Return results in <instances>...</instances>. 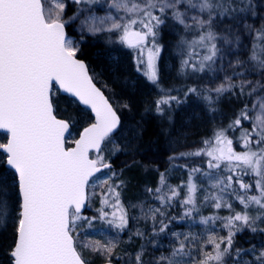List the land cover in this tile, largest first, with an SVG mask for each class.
<instances>
[{
	"label": "snow or ice",
	"instance_id": "6c2138e0",
	"mask_svg": "<svg viewBox=\"0 0 264 264\" xmlns=\"http://www.w3.org/2000/svg\"><path fill=\"white\" fill-rule=\"evenodd\" d=\"M162 28L177 36L178 74L195 79L161 89L145 111L171 125L190 97L210 113L225 99L236 107L199 147L173 148L157 185L132 203L125 169L111 160L139 151L142 126L125 129L131 104L79 56L89 37H105L133 50L137 71L160 88ZM80 106L94 116L67 146ZM0 133V264H264V241L237 239L264 236V0H0ZM171 168L187 178L171 184ZM93 200L99 207L84 215ZM184 221L201 231L172 230ZM162 235L172 238L167 254L146 260ZM133 240L134 251L122 247Z\"/></svg>",
	"mask_w": 264,
	"mask_h": 264
},
{
	"label": "trees",
	"instance_id": "16d2710c",
	"mask_svg": "<svg viewBox=\"0 0 264 264\" xmlns=\"http://www.w3.org/2000/svg\"><path fill=\"white\" fill-rule=\"evenodd\" d=\"M73 10V8H69L68 14L71 15ZM176 40L177 36L172 29H161L160 43L164 45V50L161 53L158 65L160 88L152 85L142 71H137L133 50L119 44H107L105 37L99 39L89 37L86 43L82 45V53L79 56L88 64L90 74L95 75L99 81L106 83L112 89L115 93L116 101L121 103L129 102L131 104V111L122 110L121 118L125 129L135 124L142 126V139L139 144V151L134 154L118 153L111 160L117 170L125 169L124 178L130 180V183L124 193V198L132 203L147 198V193L144 191L145 186L155 187L157 185L159 172H163L168 167L167 157L172 154L173 148L178 152H182L190 148L199 147V142L204 138L210 137L215 127L226 125L229 122L232 118L233 108L236 107L225 99L218 105L219 111L210 113L205 108L203 101L190 97L183 105L173 107L171 125L154 111H145L150 102L161 95V89H181L194 82L195 78H186L178 74L180 57L175 47ZM163 64L167 65V69L164 68ZM206 80L207 77L204 78L205 82ZM97 85L102 87L101 83ZM105 94L109 95L108 92H105ZM172 94L176 95L177 93L173 91ZM80 111L83 119L72 129V134L76 137L81 129L91 122L88 110L80 107ZM236 135L238 136L239 133L237 132ZM177 140L179 144L176 143ZM71 144L70 141L67 146ZM234 146L237 151L242 150L239 145ZM184 162L181 160L177 163L182 164ZM128 165L131 166L129 167ZM175 169L171 168L170 171ZM169 179L172 182L174 181L173 178H170V175ZM96 207H99V203L97 200H93L91 208L86 207L84 209V215H93ZM235 207L239 209L238 205ZM133 211L138 214V209ZM189 224V221L175 223L172 230L189 231ZM140 226L143 227V224ZM121 239L127 241V233H122ZM171 239L167 235H162L159 238L160 247L152 248L149 246L145 259H149L152 255H166ZM237 239L244 247L249 246L246 241H251L259 247L260 243L264 241V236L245 231L239 234ZM7 243V239L0 238V259L3 258V250L6 248ZM140 243L141 241L139 240H133L128 244L122 245V247L128 248L129 251H134ZM92 259L93 264L102 262L100 258L95 256Z\"/></svg>",
	"mask_w": 264,
	"mask_h": 264
},
{
	"label": "rangeland",
	"instance_id": "374dc122",
	"mask_svg": "<svg viewBox=\"0 0 264 264\" xmlns=\"http://www.w3.org/2000/svg\"><path fill=\"white\" fill-rule=\"evenodd\" d=\"M98 14H103V12L102 11H100ZM159 62H160V60L158 61V65H159ZM163 66H164V68H166L167 69V65L166 64H163ZM207 81V80H206ZM124 134V133H123ZM125 135H126V133H125ZM75 135H71L68 139H69V142L71 141H73V140H75ZM120 139H121V134L120 133H118L117 135H115L114 137H113V140H115L116 142H120ZM111 149H112V144L111 143H109V144H107L106 145V147H105V154L107 155L110 151H111ZM170 178H173L174 179V181L172 182V181H170V179H169V182L171 183V184H178L179 182H180V180L181 179H186L187 178V173L186 172H183L182 170H178V169H175V170H173V171H170ZM238 205V204H237ZM238 207H239V205H238ZM237 210H239V209H237ZM214 210H212V209H208V208H205V209H202V214L203 215H209V214H211L212 212H213ZM228 213L226 212V211H221L220 212V215H227ZM189 230H191V231H193V232H199V231H201V226L197 223V224H192L191 225V228H189ZM179 231H181V232H185L184 230H179ZM90 233L93 235V237L94 238H97V239H99L100 237V235H99V233H98V230H90ZM193 255H195V253L193 254Z\"/></svg>",
	"mask_w": 264,
	"mask_h": 264
},
{
	"label": "water",
	"instance_id": "95a60500",
	"mask_svg": "<svg viewBox=\"0 0 264 264\" xmlns=\"http://www.w3.org/2000/svg\"><path fill=\"white\" fill-rule=\"evenodd\" d=\"M81 59V58H80ZM98 86V85H97ZM82 108H85V109H87L85 106H81ZM89 112H90V109H87ZM90 115L91 116H94V114H92L91 112H90ZM86 127V126H85ZM82 131V130H81ZM79 138V135L76 137V139H78ZM72 146H74V145H72ZM83 212H84V210H83ZM100 264H103V263H100Z\"/></svg>",
	"mask_w": 264,
	"mask_h": 264
}]
</instances>
